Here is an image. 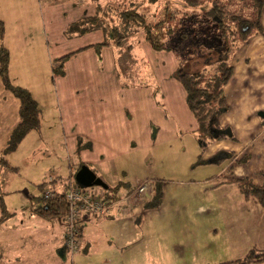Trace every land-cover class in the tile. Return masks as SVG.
Returning <instances> with one entry per match:
<instances>
[{
    "label": "crops",
    "instance_id": "crops-1",
    "mask_svg": "<svg viewBox=\"0 0 264 264\" xmlns=\"http://www.w3.org/2000/svg\"><path fill=\"white\" fill-rule=\"evenodd\" d=\"M260 1V24L264 27V0ZM92 2L97 0H0L2 42L9 53L10 82L31 94L41 116L39 131L30 132L9 158H13L26 140L39 141L31 147V161L38 151H58L62 162L68 161L66 167L63 163L53 168L47 166L38 176L27 178L32 182L20 177L22 182H35V185L40 182L38 187L48 185L55 192L60 186L59 190L64 192L71 188L72 173L80 164L100 178L108 190L119 184L126 188L146 183L148 180L142 178L137 184H130L122 164L137 155L144 159L157 147L181 136L203 141L187 107L185 91L174 78L178 60L173 53L155 51L145 40L139 39L129 45L130 61L134 65L130 72L118 68L121 46L112 44L101 30L66 35L71 24L93 14ZM103 42L108 45L100 47ZM66 55L71 56L63 65V76L53 78L52 62ZM230 65L232 77L223 88L228 109L218 118L217 128L212 133L218 139L211 144L217 142L218 148L226 147L225 139H233L236 154L231 157L234 164L237 161L241 164H231L227 168L228 177L221 175L225 179L213 186L212 192L205 190L200 196L192 197L203 202L211 199L205 205L209 212L207 217L219 214L221 229H161L169 247H156L154 257L159 264H216L206 260L205 252L209 249L214 255L219 250L225 255L219 264H237L251 250H264V209L256 201L245 198L236 183L242 179L255 185L264 182V34H250L232 51ZM19 108L20 102L5 90L0 79V153L18 124ZM85 144L89 148L78 151V146ZM210 149L216 148L211 146ZM210 149L205 146L198 151L196 157L200 164L204 163V150ZM72 157L75 164L71 163ZM219 160L221 158L212 161ZM8 164L9 167L0 164V199L7 212L10 209L6 204L8 193L1 187L7 186L20 172V167L13 162ZM230 168L237 178L229 176ZM119 169H123L122 179L115 175ZM51 177L56 180L55 184H48ZM231 184L235 185L234 189ZM31 199L34 200L33 196ZM118 210L119 215L104 218H119L126 213L122 206ZM33 214L47 221L55 219ZM90 216L82 215L79 222L82 239L79 251L85 253L89 252L90 245L83 233V223ZM8 218L0 223V229ZM8 230H0V264H16L11 257L12 238ZM63 233L59 231L55 245L56 251L62 249V254L67 253ZM211 234L224 236L220 247H210L212 245L205 240Z\"/></svg>",
    "mask_w": 264,
    "mask_h": 264
},
{
    "label": "rangeland",
    "instance_id": "rangeland-1",
    "mask_svg": "<svg viewBox=\"0 0 264 264\" xmlns=\"http://www.w3.org/2000/svg\"><path fill=\"white\" fill-rule=\"evenodd\" d=\"M200 1L204 5L210 6V4L205 3L207 0ZM230 3L232 11L240 12L244 18L255 19L256 11L253 0H231ZM138 6V12L144 14L149 23H156L158 19L160 21L165 20V25L158 27L160 35H167L168 39L166 38L165 47L174 48L182 59L190 57L193 60L189 68L190 73L201 71L203 58L199 60V63L195 64L197 57L193 55L197 41L191 36L193 33L190 28L185 32L189 34L185 38L179 36V33H177L179 30L178 20H170L168 17L169 13L166 11L167 7L171 8L169 0H156L153 3H150V0H97V2H92L93 14L83 19L89 23H95V25L101 22L107 28L105 32L110 33L112 32L109 28L110 25H119L118 13L120 11ZM157 14H159L160 18L156 16ZM202 20L203 22L205 21L203 17ZM188 21L192 22V19ZM208 24L205 26L199 25L197 28L201 29L200 35L202 37L211 38L208 41L207 38H202V43L199 42L197 45H204V50L202 49L204 55L212 50L213 57L215 53L225 50L229 44H226L222 39H218L216 32H211L208 29L210 28ZM88 27L90 29V26L86 28ZM125 35L126 33H122V36ZM131 35L121 40V47L118 49V68L126 69L130 72L133 70L134 65L130 61L131 49L129 45L136 43L139 39L145 40L143 31H138L134 36ZM202 140L205 141L201 143L188 135L181 136L169 144L157 147L154 152L150 153V156L144 155L145 160L143 156L137 155V157L133 156L125 161L122 166L126 169V178H128L130 184H137L143 178L150 181L152 185H149L148 181L143 183L145 187L143 194L132 201L130 199L126 213L124 212L125 214L119 218H104V216L91 215L88 220L84 221L83 233L89 239L90 250L87 253L79 251L74 254H62L60 251L62 249L56 251L57 247L55 245L58 244L59 240L58 233L59 231L64 232L63 219L55 218L47 221L33 214L41 205L36 199L43 197L45 192L49 191L54 194L55 191L48 185L47 187L45 185L44 187H38L40 182L35 185V182L29 183L32 181L27 179L38 176L40 171L47 166L53 168V166L62 164L60 153L58 151L55 153H45L44 150L43 152L38 151L33 154L31 161V147H35L39 144V141L26 140L18 148L16 154H13V158L12 156L10 158L9 156L6 157L8 162H13L15 166L20 167V172L15 175V178L12 177V181L7 186L3 185L1 187H4V192L8 193L6 195V204L10 208L8 209L10 216L0 230L9 229L8 232L12 238V245L10 246L11 257L15 258L16 264H159L158 259L154 257L156 247L159 245L169 247V241L165 236H162L165 235V232L161 229H221L219 214L212 218L207 217L209 212L206 211L205 205L209 204L211 199H205V202H203L200 198L194 200L195 198L192 197L200 196L205 190L212 192V187L225 179L221 175L228 177L229 171L227 168L231 164L240 165L241 162L237 161L234 164V159L231 157L236 154L233 153V145L235 144L233 139H225L227 146L221 148L217 147V142L211 144L215 139ZM205 146L209 149L213 146L216 149H210L209 151H212L211 154L209 151L204 150V163L202 161L203 164L199 165L197 164L198 158L196 154ZM212 154L213 157H210ZM26 158L29 159V162ZM215 158H221V160L213 162L212 160H215ZM70 160L71 163L75 164V158L72 157ZM27 162L28 166L26 165ZM67 162V160H64L63 164L65 167L68 165ZM32 168H35V170H31ZM48 170L44 172L47 173ZM119 170L116 171L115 175L122 179L121 171L123 169ZM224 170L228 172L224 173ZM229 170L231 171L229 176L237 178L234 175V171L231 168ZM76 172L75 170L72 173L70 181L72 186H76ZM5 174L6 172H4L3 178L6 177ZM20 177L29 182H22ZM66 182L68 186V180ZM157 182L161 185L162 200L158 207L149 208L147 204L153 202L154 185ZM55 183L56 180H53L52 177L48 179V184ZM139 185L121 187L116 191L120 197L126 193L127 188H134ZM57 188L56 194L64 192L59 190L61 186ZM232 188H235L234 184H231ZM74 189L78 188L74 187ZM79 190L94 195H100L103 192L99 187ZM106 192L108 194L112 193V191ZM134 193L137 192L135 191ZM31 196H33L34 200L31 199ZM249 200L255 201L253 198ZM13 209L14 211H12ZM189 212L193 215H190ZM223 237L222 234L218 237H214L211 234L205 240L212 245L210 247L218 248L222 243ZM211 250L209 249L205 252L207 262H216V264L223 262L225 255L220 250L218 254L214 255ZM15 254L19 256H15Z\"/></svg>",
    "mask_w": 264,
    "mask_h": 264
},
{
    "label": "trees",
    "instance_id": "trees-1",
    "mask_svg": "<svg viewBox=\"0 0 264 264\" xmlns=\"http://www.w3.org/2000/svg\"><path fill=\"white\" fill-rule=\"evenodd\" d=\"M153 2H156V0H150V3ZM230 2L231 0H207L205 3L210 4V6H206L202 4L200 0H169L171 8L167 7L166 11L169 13V16H167L170 20H178L179 30L177 33H179V36L185 38L186 35H189L185 32L190 28L193 33L191 36L197 41L194 47L195 51H193V55L197 57L195 64L199 63V60L203 58L201 71L194 73L189 72L191 62L193 61L190 57L188 59H182L181 55H179L174 48L165 47L167 35L162 36L158 33V27H163V25H165V20L160 21L158 19L156 23H149L146 16L138 12L139 6L120 11V13H118L119 25H110L109 28L112 30L110 33L105 32L107 28L101 22L95 25V23H89L81 19L67 28L66 35L69 37L74 34L83 35L94 30H101L111 40L112 44L120 47L122 43L121 40L125 39L130 34L134 36L138 31H143L146 43H148L153 50L172 52L177 58L178 67L174 73V78L182 85L185 91V101L197 123L199 137L202 139L214 140L218 138H213L210 130H216L219 116L227 112L228 109L223 88L231 79L233 73V69L230 65L232 51L237 49L250 34H264V27L260 24V12L262 9L260 0H253L256 11L254 20H251L249 17L244 18L240 12L232 11ZM156 16L158 17L159 14ZM202 17L205 20L204 22ZM189 19H192V22L188 21ZM206 24L209 25L210 28L208 29L211 32H216L218 39H222L226 44H229L225 50L215 53L213 57L212 50L204 55V45H197L199 42L202 43V38H207V41L211 38L207 36L202 37V35H200L201 29L199 30L197 28L199 25L205 26ZM87 26H90V29L89 27L86 28ZM122 33H126V35L122 36ZM3 34V26L0 24V79L5 90L10 92L20 102L18 124L11 132L6 145L0 153V164L9 167L6 157L17 149L18 145L30 132L39 131L41 116L31 94L23 88L13 86L10 82L8 75L9 53L3 46ZM168 36L170 37V35ZM106 45H108V42H103L99 46L102 47ZM70 56L71 55H66L52 62L51 71L53 78L63 76V65ZM154 102L159 106L160 103L156 99H154ZM84 147L89 148L86 144L83 146L80 145L78 146V151ZM197 164H200V161H198ZM82 166L83 165L80 164L76 171ZM236 183L240 193L245 198H253L258 205L264 209V182L262 185H255L247 179H242L237 180ZM154 186L155 194L152 199L153 202L147 204L149 208L158 207L163 196L160 183L157 182ZM74 187L76 186H71V189H74ZM121 187H123V185L119 184L109 188L108 191H116ZM54 194L56 195L55 192ZM36 200L41 204L40 207L35 210V213L39 216L44 218H65L67 204L64 201L63 193L60 195V198L55 196L53 199L44 200L43 197H39ZM0 210V223H2L9 217V213L6 211L1 199ZM249 262H264V250H251L245 258L242 261H238L237 264H247Z\"/></svg>",
    "mask_w": 264,
    "mask_h": 264
},
{
    "label": "built area",
    "instance_id": "built-area-1",
    "mask_svg": "<svg viewBox=\"0 0 264 264\" xmlns=\"http://www.w3.org/2000/svg\"><path fill=\"white\" fill-rule=\"evenodd\" d=\"M144 189L143 183L138 187H129L126 193L120 197L117 191H112L111 194H108L105 190H102L103 192L100 195H94L79 189L69 188L67 191L63 192L64 201L67 204V213L63 219V246L66 252L68 254H74L80 250L82 239L79 222L82 215L88 214L104 217H114L115 214L119 215L120 212L118 209L122 206L123 210H126L125 208H127L130 203V199L132 201L133 199L139 198L143 194ZM135 191L137 193H134ZM60 195L59 193L55 195L48 191L44 193L43 199L50 200L55 196L60 198Z\"/></svg>",
    "mask_w": 264,
    "mask_h": 264
},
{
    "label": "water",
    "instance_id": "water-1",
    "mask_svg": "<svg viewBox=\"0 0 264 264\" xmlns=\"http://www.w3.org/2000/svg\"><path fill=\"white\" fill-rule=\"evenodd\" d=\"M211 134L214 130H210ZM216 138L215 136H212ZM75 184L78 189H86L92 187H99L102 190L107 191L108 187L104 182L98 178L87 166H82L75 174Z\"/></svg>",
    "mask_w": 264,
    "mask_h": 264
}]
</instances>
